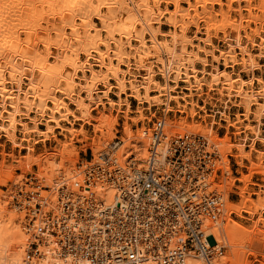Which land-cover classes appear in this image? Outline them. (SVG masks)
I'll return each instance as SVG.
<instances>
[{
    "label": "bare ground",
    "instance_id": "6f19581e",
    "mask_svg": "<svg viewBox=\"0 0 264 264\" xmlns=\"http://www.w3.org/2000/svg\"><path fill=\"white\" fill-rule=\"evenodd\" d=\"M5 1L4 3L0 2V120L2 121L0 129L7 134L13 143H17L16 132L20 126L25 133L40 132L46 140L54 135L55 128L67 130L61 125V121H68L71 125L77 121L90 122L92 111L101 100L96 96L98 85L103 84L107 89H110V79L116 80L115 86L118 88L119 94L130 88L134 97L141 102H152L150 92L153 90V86L160 91V96L167 95L169 100L171 92L175 89L170 84L171 81L176 82L184 76L185 81L189 82L194 79V82L201 85L203 84L202 79L198 74L201 69L199 70L196 67V63L200 62L204 66L211 64L204 57H200V51H205L203 48L199 50L189 49V46H194L192 39L187 35L189 25L184 26L185 24H182L184 27L179 28L180 30L174 29L179 26L178 21L187 16V13H181V0H171L175 9L169 19L175 27L169 32L163 31L160 26H155L158 23L159 16L168 13L160 8L162 0H153L154 2L151 0H99L100 4L96 7H93L91 3L89 4L91 0H86L87 3L83 2V5L79 4L81 0H54V6L58 2V5L61 3L64 8L53 11V13L51 12L42 18L37 16L39 15L37 14L38 9L32 7V4L29 5L31 7L27 6V3L25 6H23L24 4L16 6L15 9L12 2L10 4L9 1L7 3ZM236 1L239 2V0ZM246 1L250 2L251 0ZM230 2L233 3L235 0ZM262 4L260 10L264 12V0ZM87 6L93 10L86 16L79 18L81 22L77 23L76 17L82 16L81 13H85L82 10ZM105 7L111 9V16H103L102 8ZM231 9H235L239 14H242L243 11V8H233L232 4ZM247 9L252 11L253 7L250 6ZM88 11L90 12V10ZM92 13L99 19V23L93 21ZM35 15L38 19L37 17L34 19ZM179 16L182 18L178 20ZM251 17L255 18L256 15L251 14ZM242 22L243 16L240 19L227 21V23H224L226 24L224 27L222 25L227 50L221 51H223L222 55L227 58L228 55L235 56L233 50L240 48L243 58L242 61H239L243 70L253 71L258 67V61L246 45L247 41L243 42L244 36L241 31L244 27H242ZM230 27L232 28L228 31L227 29ZM102 32H106L105 38L102 37ZM148 35L150 38L147 37ZM160 36L167 37V39L161 40ZM210 38L207 40H210ZM132 39H135L136 45L132 44ZM251 39L254 41V38ZM40 41L44 44L42 51L38 48ZM208 43L210 42L208 41ZM129 47L134 51L133 56L127 52ZM260 48L264 56V38ZM93 52L97 53L94 62L92 61ZM211 52L214 51L211 50L205 54L211 56ZM81 54L85 55V59L80 58ZM219 55L216 54V59L213 58V70L210 72L211 80L218 83L223 80L222 78L229 76L224 81V87L228 92V96L242 98L241 104L245 108V119L241 121H255V124H247L246 128L249 129V132L241 137V143L238 146L235 145L239 152L237 156L253 161L252 153L256 149V143L259 141L264 144V128H262L264 125V86H260V90L256 93V91H253L254 88L252 89L249 86L251 81L244 80L240 73L237 77H232V74L218 68L215 62H218L219 58L217 59V57H220ZM133 58L136 60L134 62L135 66L132 62H126L129 69H122L121 65L124 64L125 60ZM152 58L158 60L149 64L148 60ZM115 60L118 62L116 63ZM233 61H235L234 58ZM95 65L100 69H96ZM156 66L159 67L160 73L166 80L165 84H161L156 80ZM133 69L137 73H134L133 78L128 80L126 74ZM206 71L201 70L203 75ZM172 76H174V79ZM258 80L264 83L259 77ZM63 82L65 86H62ZM128 83H130V86ZM142 89L144 90L143 94ZM107 95L108 90L106 91ZM65 98L71 100L76 107L75 110L69 108L64 100ZM49 102L52 106L50 107L51 113L48 122L53 123V125H48L45 130H41L39 129L38 118L32 117L31 112L36 110L41 116H45L46 110L49 109ZM115 103L118 102H111L112 105H115ZM254 105L257 106L255 110L252 109ZM76 111H79V114ZM251 114L254 115L253 120L250 117ZM71 116L73 117L72 120L70 119ZM29 119H31L30 122H26ZM97 121L95 129L101 132L100 141L90 137L85 139L89 141L90 145H95L99 150L102 146H111L114 139L112 131L118 124V120L116 117L103 114L98 117ZM185 121L183 120L177 124L166 121V139H169L170 135L177 131L179 133L185 131L204 135L220 149L224 157H226L227 151L229 152L234 148L229 139L225 140L224 143H219L212 125H192L186 124ZM123 129L125 135L117 146V150L114 151V156L123 167H128L134 163L141 166L149 155L152 129L142 128L134 132L128 122L125 123ZM79 130L69 127L67 131L71 136L70 140L63 141L61 149L54 150L51 153H42L43 155L33 160H30L29 157V161L23 164L22 170L24 172L31 170L30 165L33 161L38 164L41 169L37 177L46 180V184L51 187V192L48 195L43 193L47 201L37 211V219L29 227L25 224V213L10 215L6 211L7 201L4 202L6 204L0 207V264H164L161 260V252L160 254L155 253L156 250L150 244H140L137 247V259L134 261L104 259L97 263L86 256L87 251H84V249L80 251V244L76 247L77 250L65 249L60 242V236L52 233L53 231H59L58 234L63 233L59 228L53 226L59 223L63 217L71 218L69 225H72L76 220L79 223L83 222L81 218H75L76 211L69 210V215L66 216L61 206L62 202L59 200V190L61 188L67 190L73 205H76V201L83 200L85 196V192L80 189L83 184L81 171L73 167L77 152L71 148L73 145L72 139L78 133H83ZM51 134L53 135L51 136ZM247 144L252 147L250 153L246 151ZM29 151H34V148L30 147ZM255 151L260 153L258 161H253L252 172L245 175L241 179L242 181H249L254 172L259 171L264 174L262 158L264 152ZM222 163L226 178L229 179L231 177L230 166L227 160H223ZM15 180L17 179L14 178L10 170L6 172L0 184H7L9 181ZM15 183L17 186L18 184L21 186L24 184V180L19 179ZM229 184H232V182ZM87 189L89 188L87 187ZM245 191L244 188L239 190L242 201L238 204L230 202L227 195L224 197L225 208L223 207L224 209L219 214L217 224H212L206 215L203 217L206 236L213 233L219 242L213 258L214 264H250L247 261L248 255L255 254L256 250H264V238L255 237L256 230L263 228L258 223L261 217L252 226H246L228 218L231 212L240 213L243 211L248 202L252 206L247 208L246 211L251 215L261 214V211L264 210V190L262 196L256 201L245 198ZM91 192L93 193L92 205L100 211L113 204L118 192V184L101 178L96 181V185ZM22 201L25 206L26 200L23 199ZM49 211L54 212L52 219L48 218ZM68 227H64V229L61 227L68 238L72 234L77 235L75 229L72 227L67 229ZM31 237H34L39 243V247L33 256L30 255L31 251L29 252ZM255 240H257V245L254 242ZM175 244L176 240L173 238L170 241V248L174 249ZM254 244L258 247L252 248ZM225 245L233 249L232 255L228 256L223 253ZM246 247L251 249L247 250ZM185 264L203 263L196 256L190 254L186 256Z\"/></svg>",
    "mask_w": 264,
    "mask_h": 264
},
{
    "label": "rangeland",
    "instance_id": "374dc122",
    "mask_svg": "<svg viewBox=\"0 0 264 264\" xmlns=\"http://www.w3.org/2000/svg\"><path fill=\"white\" fill-rule=\"evenodd\" d=\"M4 1L5 0H0L1 3H4ZM32 1L6 0L5 2L6 3L12 2V6L13 7L15 6V9L20 5L22 6L23 4H24L23 6L27 5V3H28L27 6L32 4L31 5L32 7H35L36 10L38 9L37 14L39 15L37 14L36 15L40 18L46 17L51 12L53 13V11L55 12L56 10H60L64 8L60 2L59 5H61L62 7L58 5V2L54 6L55 4L54 0H32ZM151 1L154 2L153 0ZM217 1L218 0H181V10H182L181 13L183 14L187 13V16H185L183 19H181L182 17L179 16L178 20L181 19L182 21L181 20L178 21L179 26L177 27L174 26L175 27L174 28L173 25L170 23L169 18L171 17L172 11H174L175 6L171 2V0H162L160 3V8L161 10H165L168 13H165L161 17L159 16V18L157 19L158 23L155 24V26H160L163 31H168V32L171 31L172 28L181 29L183 26L182 24H185L184 26L189 25L187 30L188 31L187 35L189 38L192 39L195 46V47L189 46V49L199 50L200 48H203L205 51H200L199 53L200 57L202 58L204 57V59H207L208 62L211 63L208 66H204L200 62L196 63V67L199 70L200 69L207 70L206 73H204V75L202 74L201 70L198 73L200 78L202 79L203 84L200 85L197 82H194V79L187 82L184 80L183 78L184 76L176 82L171 81L170 84L173 87H175V89L171 92V97L169 100L167 99L168 98L167 95L160 96L161 94L160 91L155 89L156 87L153 86V90L150 92V94H156V95L152 96V102H141L139 99H136L130 88H128L124 93L119 94V90L115 86L116 85L115 79H110L109 81L111 85L110 89H107L103 84L98 85V94H96V96L99 97L101 100L99 101V103L95 105L94 107L95 109L92 111V120L90 122L86 123L83 121H77L74 123L75 125L74 124L71 125L68 123V121H61V125L67 130L69 127H72L75 128V130L81 129L79 131H83V133H78V135H76L71 141L73 144L71 148L75 150V152H77V155H75L74 157L75 161L73 165L75 169H79L78 166L80 162H84L86 165L87 164L89 165L90 163L87 162H89L92 159V156H93V160L91 163L96 162L98 160L99 153L108 150V146H102V148L98 150L95 145H90L89 141L85 139L86 137L87 138L90 137V138H94L97 141H100L101 132L95 129V124L98 123L97 121L98 117H100L103 114L110 117H116L118 120V124L112 131L114 133V139L112 140V142L114 141L117 142L122 140V138L125 135L123 127L127 122L131 126L132 130L134 132L135 131L137 132L142 128L152 129L153 124L162 117H165L167 119L166 121L172 124L173 123L177 124L182 122L183 120H186L185 121L186 124H192V125L199 124L202 126L212 125L213 129L216 132V138L218 139L220 144L222 142L224 143L225 140L227 141V139H229L230 144L234 145V148H232L229 152L227 151L226 157H224L223 153L220 151V149H218L221 156V162L217 161L216 164L218 166L219 165L222 166L223 160H227L231 169V177L229 179L226 178L225 173L221 176V186L225 190L224 191L225 197L227 195L230 202L236 204L240 203L242 201V196L239 194V190L242 188L246 190L245 191L246 193L244 195L245 198H249L251 200L256 201L259 199V197L262 196L263 193L262 191L264 190V174L262 172L259 171H258L259 173L254 172L250 177L249 181L247 182L242 181L241 179L245 175H249L252 172L251 169L253 168L252 167L253 161L257 162L258 157L260 155V153L255 150H260L264 152V144H262L259 141L256 143L255 145L256 149L252 153L253 161L248 160V158L243 159L242 157L237 156V154H239L237 150V146L239 143H241V137L245 135L247 132H249L248 131L249 129L246 128L247 124L249 123L255 124V121L254 122L253 121L250 122V120L241 121L242 119H245L244 116L245 108L244 105L241 104L242 98L236 96L235 97L228 96V92L224 87L225 85L224 81H226V79L229 76H227L226 78L225 77L222 78L223 79L222 80L223 82L221 81L222 83L221 82L216 83V82H212L210 72L213 70L212 68L214 65V59H216L215 55L220 54L219 55L220 57H217V59L219 58L218 62H215L218 68L223 69L229 74H232L233 75L232 77H237L238 74L240 73L241 77L244 78V80L251 81L252 84L249 83V86H251L252 89L254 88L253 91H256V93L258 90H260L261 87L264 86V83L258 80L259 77L261 78V80L264 81V56L262 54V49L260 48L261 42L264 38V12L260 10V7L263 5L262 4L263 0H251L250 2L246 0H239L238 2L235 0V2L233 3L230 2L231 0H219L218 2ZM83 2H85V4L87 3L86 0H81L79 1V4L83 5L84 4ZM90 3L91 5H93V7H96L98 6V4H100L99 0H91L89 4ZM231 4L233 8H238V7L243 8L242 14L236 12L235 9L230 10ZM153 5L155 4L153 3ZM250 6L253 7L252 11H249V9H247ZM88 10H90V12ZM91 10L93 9L89 6H87L84 10H82L85 13H81L82 16L76 17L77 23L81 22V19L79 18H82L83 16H86L87 14L91 13ZM102 14L103 16H111L112 14L111 9L107 7L102 8ZM251 14L256 15V17L252 18ZM36 15L34 19H36L37 17ZM210 15L212 16V18H210L211 17ZM242 16H243L242 27L244 28H242L241 33L244 36L243 42L247 41L246 45L251 50L253 56H255L256 61H258L257 62L258 67L253 71L247 69L243 70L242 64H240V61H242L243 58V54H241L242 50L240 48H236L233 50V54L235 53V56L228 55V57L225 58V55H222V52L227 50L225 48L226 44L224 42L225 33L222 32L223 27L226 25L224 23H227V21L229 20L231 21L238 18L240 19ZM92 19L94 22L99 23V19L93 13H92ZM235 24L237 25V23ZM43 25L46 26L45 23H43ZM231 28L232 27H230L227 30L230 31ZM52 36L54 37L55 35ZM102 37L104 38L106 37V32H102ZM147 37L150 38L149 35ZM208 38H210V40H207ZM251 38H254V41ZM160 39L161 40L167 39V37L160 36ZM251 40L253 44L251 43ZM208 41L211 44L208 43ZM132 44L136 45L135 39H132ZM39 45L40 46L38 48L39 50L42 51L44 49L43 42L40 41ZM113 46H115V44H113ZM211 50L214 51L211 52L212 57L209 54H205L210 52ZM52 51L54 52L55 50L53 49ZM127 52H129L131 56L134 55V51L131 50L130 47L127 49ZM96 54H97L96 52H93V58H92L93 62L95 60ZM80 58L85 59V55L81 54ZM233 58L235 59L236 62L233 61ZM156 60L158 59L152 58L149 59L148 62L150 64V62H154ZM115 62L117 63L118 61L115 60ZM126 62L128 63L132 62L133 66H135L134 62H136V60L134 58L131 60L126 59L124 64L121 65L123 67V68L121 67L122 69L128 70L129 67H127ZM94 67L96 69H100V67H98L97 65H95ZM133 70L131 72H127L126 78L128 80L133 78L132 75L134 73H137L135 69ZM155 71H156L155 73L156 80L159 81L161 84H165L166 80H164L163 75L160 73L159 67L156 66ZM80 75L82 74L80 73ZM172 78L174 79V76H172ZM128 85L130 86V83H128ZM62 86H65L64 82L62 83ZM246 89H248V87H246ZM107 90H108V95L106 96ZM141 91L143 94L144 90L142 89ZM121 96L125 97V99L118 101L114 100V97L119 98ZM64 100L69 105L70 109L72 110L76 109L75 105L71 102L70 99L65 98ZM112 101L118 103L112 105L111 104ZM137 105L138 107H135ZM48 106L49 109L46 110L45 116H41V114H39V112H36V110L31 112L32 117L38 118L39 129L41 130H45L48 127V125H53V123L48 122V117L51 113L50 107L52 106L50 102ZM256 108L257 106L255 105L252 107L253 110H255ZM76 112L77 114H79V111ZM250 117L252 119L254 118V115L251 114ZM70 119L72 120L73 117L71 116ZM30 120L31 119L27 120L26 122H30ZM1 123L2 121L0 120V124ZM262 128H264V125L262 126ZM67 130H63L62 128H55L54 129L55 136L51 134V136L53 135L51 138L44 140L45 136H43L40 132H33L30 134L25 133L22 130V127L20 126L16 132L17 143H13V141L9 139L7 134H5V132H3L0 129V181L6 175V172L10 170L14 178L17 179L15 181H9L7 184H0V203H1L0 207L6 204L4 202L7 201V206H6L7 213H9L10 215H12L13 213H17V214L25 213L24 220H25V224L28 227L31 226L34 222L29 223L30 209L27 208L29 203L25 201L27 203L24 206L22 200L23 199L26 200L27 193L31 191L30 189H32V186L34 185V181L32 179L38 178L37 175L39 174L41 167L33 161L32 164L30 165L31 170L24 172V170H22V166L25 162L29 161L28 159L30 158H31L30 160H33L45 154V152L51 153L54 152V150L61 149L62 142L70 140L71 137ZM28 147L29 148L33 147L34 151L30 152ZM251 149L252 147L247 144L246 145L247 153H250ZM227 155H230L231 157L228 158ZM262 158L264 165V154ZM19 179L24 180V184L21 186L20 184H18L17 186V184L15 183ZM228 182L229 183L232 182L233 185L229 184ZM251 206H252L251 203L249 202L246 203V206H244L243 211H241L240 213L235 211L231 212L228 218H231L233 221L240 222L246 226H252L261 217L258 223L259 226L263 228L256 230L255 237H259V239H263L264 210L261 211V214L251 215L246 211V209L251 208ZM36 219L34 221H36ZM35 242L37 243V248H36V244H33ZM254 242L256 244L257 240H255ZM255 244L254 246H252V248L258 247L255 246ZM38 247H39L38 241H36L34 237H31V245L29 250V252L31 251L30 252L31 256L35 254ZM229 247L230 246L228 245H225L223 247V253H225L228 256L232 255L231 252L233 251V249ZM245 249L249 250L251 248L246 247ZM247 261L250 264H264V250L263 251L256 250L255 254H249L247 257Z\"/></svg>",
    "mask_w": 264,
    "mask_h": 264
},
{
    "label": "built area",
    "instance_id": "2783aa9c",
    "mask_svg": "<svg viewBox=\"0 0 264 264\" xmlns=\"http://www.w3.org/2000/svg\"><path fill=\"white\" fill-rule=\"evenodd\" d=\"M166 126L165 117L153 124L149 155L141 166L134 163L123 167L116 160L114 151L121 141L112 142L108 150L100 152L96 162L91 163L92 156L89 165L79 163L83 200L73 205L64 188L59 190V200L66 216L69 210L76 211L75 218L83 222L76 220L69 225L71 218L63 217L53 225L63 232L52 233L60 236L65 249L77 250L80 244V251L84 249L86 256L100 263L104 259L134 261L137 247L150 244L155 253L161 252L164 264H185L190 254L203 264H214L219 242L213 233L206 236L203 217L206 215L212 224H217L224 205V171L223 166L216 164L221 162L220 152L197 133L176 132L166 139ZM101 178L116 182L118 192L110 207L98 211L92 205L91 191ZM32 180L34 185L26 197L29 223L34 222L37 211L47 201L43 193L51 192L44 178ZM53 215V211L48 212V218ZM61 227H72L77 235L68 238ZM173 238L176 244L171 249ZM33 244L37 248V243Z\"/></svg>",
    "mask_w": 264,
    "mask_h": 264
},
{
    "label": "crops",
    "instance_id": "0c3cea01",
    "mask_svg": "<svg viewBox=\"0 0 264 264\" xmlns=\"http://www.w3.org/2000/svg\"><path fill=\"white\" fill-rule=\"evenodd\" d=\"M156 94H151V96H155ZM125 99V97H123V96H121V97H114V100L115 101H118V100H124ZM135 107H138V105L137 106H135ZM136 109V108H135Z\"/></svg>",
    "mask_w": 264,
    "mask_h": 264
}]
</instances>
